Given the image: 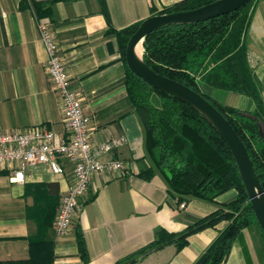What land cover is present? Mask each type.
Instances as JSON below:
<instances>
[{
    "label": "crops",
    "instance_id": "0c3cea01",
    "mask_svg": "<svg viewBox=\"0 0 264 264\" xmlns=\"http://www.w3.org/2000/svg\"><path fill=\"white\" fill-rule=\"evenodd\" d=\"M104 1L110 26L118 31L182 0ZM35 4L41 16L36 14ZM36 19L50 23L68 86L82 99L84 112L91 117L92 144L125 138L119 148L101 157L105 162L122 161L125 169L99 172L91 178L69 232L61 238L52 234V264H83L76 228L86 244L87 264H116L150 244L160 230L179 233L235 198L233 190L218 196L216 203L180 197L154 169L146 153L144 129L127 99V69L116 37L108 33L99 0H0V132L40 127L65 135ZM243 41L264 104V0L253 1ZM209 94L225 107L248 113L255 109L249 98L231 91L213 89ZM61 164L63 176L52 174L44 165L32 166L25 170L21 184L12 183L8 171H0V262L28 259L27 238L35 228L36 199L58 208L61 195L71 184V165L65 161ZM147 168L154 170L150 180L139 177ZM46 185L43 190L36 188ZM227 224L222 221L190 236L180 251L168 245L135 264H194ZM253 239L264 250L263 240L252 226L242 231L225 264H245L242 245L252 264H257Z\"/></svg>",
    "mask_w": 264,
    "mask_h": 264
},
{
    "label": "trees",
    "instance_id": "16d2710c",
    "mask_svg": "<svg viewBox=\"0 0 264 264\" xmlns=\"http://www.w3.org/2000/svg\"><path fill=\"white\" fill-rule=\"evenodd\" d=\"M214 1L182 0L160 14L194 10ZM253 1L207 21L165 26L150 33L142 45V58L155 73L200 94L225 117L244 144L264 190V134H261L259 125L242 115L248 112L225 107L209 94V90L214 89L249 98L255 107L249 114L264 123L260 87L248 65L243 41ZM99 3L109 25L108 33L116 37L127 69L124 79L127 99L144 129L146 153L154 169L166 179L170 190L180 197L216 203L218 196L231 190L236 192L233 200L219 205L217 210L181 232L160 230L150 244L116 264H135L145 255L168 245H174L180 251L190 236L222 221L227 222V226L194 264H225L232 246L241 240L242 231L252 226L257 228L264 246V235L255 221L237 167L221 136L190 106L152 88L130 72L125 61V49L141 22L113 30L105 1L99 0ZM35 5L36 14L41 16L39 5ZM153 175L152 168L139 173L144 180H150ZM45 187L47 185L36 186L40 190ZM34 207L35 228L27 238L29 257L7 264H52L54 231L51 227L57 207L42 203L39 198ZM75 237L82 263L87 264L88 252L79 228L75 229ZM242 253L248 264H252L244 245Z\"/></svg>",
    "mask_w": 264,
    "mask_h": 264
},
{
    "label": "built area",
    "instance_id": "2783aa9c",
    "mask_svg": "<svg viewBox=\"0 0 264 264\" xmlns=\"http://www.w3.org/2000/svg\"><path fill=\"white\" fill-rule=\"evenodd\" d=\"M39 39L46 54V72L57 95L65 135L33 127L0 132V171H8L10 181L24 182L25 170L32 166H46L56 176L65 174L61 161L71 165V184L61 195L53 220L56 238L65 236L75 213L81 209L91 178L99 172L124 170L122 161H101V157L119 148L124 137L111 138L94 145L91 142L90 115L84 112L82 99L69 88L68 75L50 23L35 20Z\"/></svg>",
    "mask_w": 264,
    "mask_h": 264
},
{
    "label": "water",
    "instance_id": "95a60500",
    "mask_svg": "<svg viewBox=\"0 0 264 264\" xmlns=\"http://www.w3.org/2000/svg\"><path fill=\"white\" fill-rule=\"evenodd\" d=\"M249 1L216 0L194 10L150 16L140 23L135 33L129 39L125 49V61L132 74L152 88L190 106L221 136L235 162L255 221L264 235V190L254 172L247 150L231 124L200 94L150 69L143 61V50L140 58L136 56L138 44L140 43L142 46L147 35L162 27L207 21L236 11L244 7ZM242 115L256 121L260 127L261 134H264V123L260 119L249 113H242Z\"/></svg>",
    "mask_w": 264,
    "mask_h": 264
},
{
    "label": "rangeland",
    "instance_id": "374dc122",
    "mask_svg": "<svg viewBox=\"0 0 264 264\" xmlns=\"http://www.w3.org/2000/svg\"><path fill=\"white\" fill-rule=\"evenodd\" d=\"M253 248H254V252L253 253V259L257 264H264V250L262 249V246L260 245V243L258 242V240L253 239ZM249 255V253H248ZM250 257V255H249ZM251 260V259H250ZM244 263L248 264L247 260L244 258Z\"/></svg>",
    "mask_w": 264,
    "mask_h": 264
},
{
    "label": "bare ground",
    "instance_id": "6f19581e",
    "mask_svg": "<svg viewBox=\"0 0 264 264\" xmlns=\"http://www.w3.org/2000/svg\"><path fill=\"white\" fill-rule=\"evenodd\" d=\"M141 54H142V46H141V44L139 43L138 46L136 47V56H137L138 58H140V57H141Z\"/></svg>",
    "mask_w": 264,
    "mask_h": 264
}]
</instances>
